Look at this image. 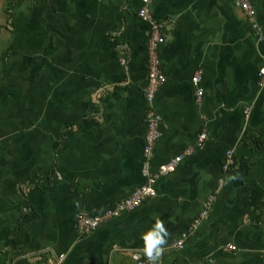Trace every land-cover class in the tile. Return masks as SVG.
I'll list each match as a JSON object with an SVG mask.
<instances>
[{"label": "crops", "instance_id": "crops-1", "mask_svg": "<svg viewBox=\"0 0 264 264\" xmlns=\"http://www.w3.org/2000/svg\"><path fill=\"white\" fill-rule=\"evenodd\" d=\"M250 2L254 16L240 0H152L165 81L149 159L142 0H22L11 13L14 0H0V259L137 264L159 219L158 264H264V0ZM183 154L155 197L77 227L79 213L102 217L143 187L144 164L156 173Z\"/></svg>", "mask_w": 264, "mask_h": 264}, {"label": "built area", "instance_id": "built-area-1", "mask_svg": "<svg viewBox=\"0 0 264 264\" xmlns=\"http://www.w3.org/2000/svg\"><path fill=\"white\" fill-rule=\"evenodd\" d=\"M242 9L247 12L250 16L256 15V10L252 7V3L250 0H240ZM152 0H142V8L139 11V16L144 20L150 22L152 26V32L150 37V42L148 46V89L146 92V99L149 104L148 111H147V122H148V133L146 136V146L144 149L145 156L149 159L153 155V148L155 143L162 137L161 131V122L162 118L161 115L156 112L154 106L152 105L156 94L160 90L162 83L165 81V75L163 73L161 67V61L159 58V49L160 46L163 45L165 42V38L162 35L163 24H159L153 20L151 15V6ZM259 78L262 83H264V68H262L259 72ZM201 77H196L195 82H199ZM199 98L203 96V91L199 90L198 92ZM208 135L206 133L200 136L198 147H201L204 141L207 139ZM191 150L188 151V153ZM185 154L180 155L178 157L173 158L170 162L161 165L156 173L150 172V167L148 164H144L143 166V176L146 178V184L137 190L133 195L129 198L123 199L122 201L118 202L116 206L107 211L102 217H89L85 213H79L76 218V225L77 227L86 233H90L96 230L103 222L112 219L116 216H119L122 212L125 211H133L139 208L145 200L148 198H152L156 196V189L155 184L158 179L162 176H166L170 173L176 171L179 167L180 163L182 162ZM148 159V160H149ZM227 163L224 164V170H228L231 168L235 161L233 160V153L228 152L227 156ZM211 200L206 203V210L201 215L202 217L206 216L208 209L210 208ZM199 222V219L195 221L194 226H192L187 233L182 234L181 238L176 243V246L179 249H184L186 246V242L191 236L196 226ZM238 248L235 245H227L225 250L229 252H234ZM136 259L137 264H152V261L149 260L146 254H137L134 256ZM65 259V255L61 254L57 258L56 264H63Z\"/></svg>", "mask_w": 264, "mask_h": 264}, {"label": "clouds", "instance_id": "clouds-1", "mask_svg": "<svg viewBox=\"0 0 264 264\" xmlns=\"http://www.w3.org/2000/svg\"><path fill=\"white\" fill-rule=\"evenodd\" d=\"M167 229L163 220L157 219L154 225L142 233L144 241V252L152 264H158L159 258L163 255L166 243Z\"/></svg>", "mask_w": 264, "mask_h": 264}, {"label": "trees", "instance_id": "trees-1", "mask_svg": "<svg viewBox=\"0 0 264 264\" xmlns=\"http://www.w3.org/2000/svg\"><path fill=\"white\" fill-rule=\"evenodd\" d=\"M22 4V0H14V4L13 6H11L10 10H8L10 13L15 11L16 9H18L19 7H21L20 5ZM262 190V189H261ZM263 191V190H262ZM258 193L260 196H263L264 194V191L263 193L259 190V192H256ZM254 205L256 206H260L259 203H255L253 202ZM0 264H8L7 261L5 259H0ZM17 264H29L26 260H22L20 262H18Z\"/></svg>", "mask_w": 264, "mask_h": 264}]
</instances>
